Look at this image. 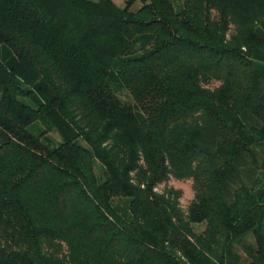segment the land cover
<instances>
[{"label":"trees","instance_id":"16d2710c","mask_svg":"<svg viewBox=\"0 0 264 264\" xmlns=\"http://www.w3.org/2000/svg\"><path fill=\"white\" fill-rule=\"evenodd\" d=\"M121 1L0 0V264H264V0Z\"/></svg>","mask_w":264,"mask_h":264},{"label":"rangeland","instance_id":"374dc122","mask_svg":"<svg viewBox=\"0 0 264 264\" xmlns=\"http://www.w3.org/2000/svg\"><path fill=\"white\" fill-rule=\"evenodd\" d=\"M118 5L120 7H123L124 4L121 0H116ZM141 6V4L139 2H136L133 5V9L136 10ZM30 131L32 133L37 134L39 132V127L37 126H33L30 128ZM169 186H172L175 189H178L182 192V196L180 199V204L182 206L183 209H186L187 206L189 205V203L191 202L192 198H193V189H192V185H191V181H175V180H170Z\"/></svg>","mask_w":264,"mask_h":264},{"label":"clouds","instance_id":"9594fccd","mask_svg":"<svg viewBox=\"0 0 264 264\" xmlns=\"http://www.w3.org/2000/svg\"><path fill=\"white\" fill-rule=\"evenodd\" d=\"M141 187H143V185Z\"/></svg>","mask_w":264,"mask_h":264}]
</instances>
